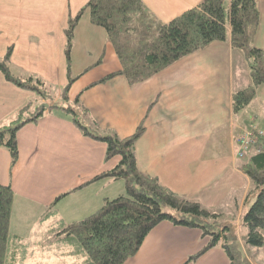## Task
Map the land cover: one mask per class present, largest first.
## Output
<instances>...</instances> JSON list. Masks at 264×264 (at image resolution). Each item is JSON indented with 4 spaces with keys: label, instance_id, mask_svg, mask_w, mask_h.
<instances>
[{
    "label": "crops",
    "instance_id": "crops-1",
    "mask_svg": "<svg viewBox=\"0 0 264 264\" xmlns=\"http://www.w3.org/2000/svg\"><path fill=\"white\" fill-rule=\"evenodd\" d=\"M87 1L0 0V58L10 47L17 74L38 76L52 88L43 100L0 72V128L13 126L17 111L29 101L40 108L59 102L71 77L67 96L70 102L78 98L87 110L82 120L86 126L121 138L142 126L144 132L134 144L137 169L219 213L237 231L253 198L234 138L252 124L264 132V85L256 86L250 102L233 112V94L252 85L244 52L233 48L229 38L212 41L146 80L130 84L117 74L101 81L121 68L104 28L93 24L84 10L70 37L66 33L69 20ZM201 1L141 0L161 23ZM257 8L259 24L251 44L264 49V0H257ZM16 140L13 164L10 152L0 147V184L13 190L15 210L38 223V230L43 225L41 242L56 223L80 220L105 199L125 193L122 179L95 180L119 157L106 160V144L83 135L61 106L22 126ZM12 214L13 208L11 219ZM208 240L199 228L162 221L123 264H230L219 245L188 261ZM260 250L264 253V245ZM250 261L264 264V257Z\"/></svg>",
    "mask_w": 264,
    "mask_h": 264
},
{
    "label": "trees",
    "instance_id": "trees-1",
    "mask_svg": "<svg viewBox=\"0 0 264 264\" xmlns=\"http://www.w3.org/2000/svg\"><path fill=\"white\" fill-rule=\"evenodd\" d=\"M84 10L89 11L93 24L104 28L120 61L121 68L101 81L117 74L123 75L130 84L146 80L208 43L229 38L233 48L244 52L252 82L233 94V112L240 111L250 102L256 86L264 85V49L251 44L260 17L257 0H203L166 23L151 17L141 0H88L75 18L69 20L67 36L70 37ZM10 53L9 47L0 58V72L5 79L34 91L40 99L49 98L51 86L33 74H17L10 62ZM72 81L70 77L61 89L59 102L40 108L29 101L17 111L13 126L0 128V147L10 152L13 164L18 150L17 131L25 124L37 122L49 108L61 106L83 135L106 144V160L119 157L111 170L95 180L103 177L122 179L125 193L105 199L100 208L80 220L56 223L50 229L55 240L71 246L70 255L80 257L82 264H123L137 252L152 228L168 221L176 226L199 228L202 235L209 238L188 261L219 245L230 264H251L245 247L261 248L264 245V139L240 165L251 181L248 196L254 198L242 216L241 222L247 227V233L239 241L236 229L227 226L219 213L171 191L156 177L137 169L134 144L144 132L142 126L122 138L86 126L82 120L87 110L78 98L70 102L67 96ZM12 200L11 187L0 184V264L21 262L24 255L20 258L17 255L27 248L18 236L9 232ZM50 236L43 243L51 242Z\"/></svg>",
    "mask_w": 264,
    "mask_h": 264
},
{
    "label": "rangeland",
    "instance_id": "rangeland-1",
    "mask_svg": "<svg viewBox=\"0 0 264 264\" xmlns=\"http://www.w3.org/2000/svg\"><path fill=\"white\" fill-rule=\"evenodd\" d=\"M225 5H227V2H225ZM235 51L238 50L236 49ZM48 91L49 94H51L52 88H48ZM12 208V219L11 217L9 218V232H15L19 235L21 242L27 247L23 253L22 250L18 253L17 258H20L23 255L24 257L21 262L19 261L17 264H82V259L80 257H70L69 251L71 250V246H67L59 241H56L52 234L50 236L51 242H41V239L44 238L43 225H40L41 228L38 230V223L34 222L33 224V220L31 218L26 217V215L22 216L21 213H19L18 210H15V207L12 205L10 216ZM231 214L236 217V210L234 209ZM236 232L238 234V240L242 241L244 235L247 233V227L241 222ZM245 249L249 255V259L251 260L258 261L264 257V253L260 250L261 248L247 246Z\"/></svg>",
    "mask_w": 264,
    "mask_h": 264
},
{
    "label": "built area",
    "instance_id": "built-area-1",
    "mask_svg": "<svg viewBox=\"0 0 264 264\" xmlns=\"http://www.w3.org/2000/svg\"><path fill=\"white\" fill-rule=\"evenodd\" d=\"M263 139L264 132L252 124L248 129L243 130L235 136L236 156L244 159Z\"/></svg>",
    "mask_w": 264,
    "mask_h": 264
}]
</instances>
